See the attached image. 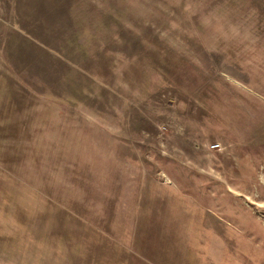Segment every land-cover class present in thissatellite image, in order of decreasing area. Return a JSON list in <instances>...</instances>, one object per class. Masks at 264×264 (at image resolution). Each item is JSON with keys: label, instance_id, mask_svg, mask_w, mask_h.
I'll return each instance as SVG.
<instances>
[{"label": "rangeland", "instance_id": "1", "mask_svg": "<svg viewBox=\"0 0 264 264\" xmlns=\"http://www.w3.org/2000/svg\"><path fill=\"white\" fill-rule=\"evenodd\" d=\"M0 264H264V0H0Z\"/></svg>", "mask_w": 264, "mask_h": 264}]
</instances>
